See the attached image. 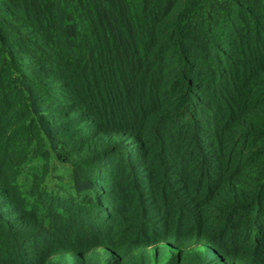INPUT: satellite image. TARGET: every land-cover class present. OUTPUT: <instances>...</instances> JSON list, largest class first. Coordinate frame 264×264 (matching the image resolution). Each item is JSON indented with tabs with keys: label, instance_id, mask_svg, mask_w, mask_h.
<instances>
[{
	"label": "trees",
	"instance_id": "obj_1",
	"mask_svg": "<svg viewBox=\"0 0 264 264\" xmlns=\"http://www.w3.org/2000/svg\"><path fill=\"white\" fill-rule=\"evenodd\" d=\"M0 264H264V0H0Z\"/></svg>",
	"mask_w": 264,
	"mask_h": 264
}]
</instances>
